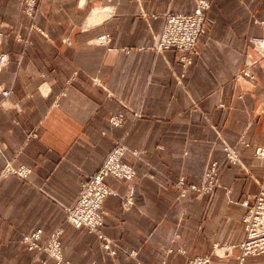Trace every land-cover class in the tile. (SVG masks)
Masks as SVG:
<instances>
[{"label": "crops", "instance_id": "obj_1", "mask_svg": "<svg viewBox=\"0 0 264 264\" xmlns=\"http://www.w3.org/2000/svg\"><path fill=\"white\" fill-rule=\"evenodd\" d=\"M195 1L38 0L30 17L19 0H0V54L12 57L0 66V89L12 90L0 94V264H55L28 250L23 235L61 225L119 139L140 152L124 157L138 172L134 204L124 209L129 189L109 177L119 195L105 201L104 231L137 256L110 255L87 228L64 223L65 264L236 263L246 237L240 202L259 193L264 177L255 155L264 147V58L250 42L264 38V0H211L199 54L185 67L181 52L154 51L152 28H162L167 11L193 12ZM106 34L109 45L100 40ZM250 62L255 81H237ZM119 113L116 127L110 119ZM222 137L252 175L226 162ZM212 160L222 163L218 179L230 193L182 196L174 184L200 186ZM10 161L31 167L30 178L5 175ZM216 247L233 249L221 257ZM246 264H264V254Z\"/></svg>", "mask_w": 264, "mask_h": 264}, {"label": "built area", "instance_id": "obj_2", "mask_svg": "<svg viewBox=\"0 0 264 264\" xmlns=\"http://www.w3.org/2000/svg\"><path fill=\"white\" fill-rule=\"evenodd\" d=\"M26 6V13L34 17L39 10L38 0H19ZM211 0H196L195 9L191 13H181L167 11L164 14V24L160 30L152 28L154 38V50L165 55L167 52L177 50L182 53L181 61L183 65L189 66L192 64L193 56L199 54V44L201 38L206 34L209 27L208 13L211 9ZM149 16L154 17L151 14ZM264 24V21L261 22ZM1 25V24H0ZM3 33L0 31V40ZM101 42L109 45L111 36L109 34L100 37ZM251 44L256 51H259L261 57L264 58V38L253 37ZM11 57L9 54H0V66L9 63ZM255 62H250L243 69L237 78L239 82L253 83L256 76L253 72ZM0 94L8 98L12 94V90L0 89ZM221 100L223 95L220 96ZM223 105L222 102L220 104ZM140 116V113H136ZM124 122L122 113L113 115L110 123L113 126H121ZM224 151L226 154V162L239 165L246 169L251 175L246 163L242 157V153L238 146L224 137L221 138ZM131 152L135 156H139L138 150H131L123 141H117L103 161L99 169L87 175L86 180L81 184L80 192L74 203L65 208V218L61 225H58L51 233L46 234L44 229L38 228L32 232L25 233L21 239L22 244L30 251H35L38 254L46 253L55 264H65L64 251L62 243V235L64 233V223L81 228L85 227L90 233L95 234L102 243L104 251L110 255H116L119 251L128 253L135 257L137 251H129L122 247L119 243L111 239L104 231L106 212L104 204L109 196H118L119 192L112 188L108 183L109 177L115 178L127 185L129 196L125 199L124 209H130L134 204L133 196L135 194V179L138 172L134 166L124 160L125 155ZM255 155L259 158H264V147H256ZM222 163L217 160L210 161L203 173L202 184L187 185L184 178L174 184L175 187L181 190V195L185 196L189 191H197L200 194H212L217 188L223 187L218 179ZM33 173V169L26 165L15 167L13 161L8 162L4 174H14L18 177L28 180ZM260 186L259 193L255 195H246L240 202L246 212L243 217L245 224L246 237L239 245L240 253L237 256L235 264H246L247 258L250 256H259L264 254V177L256 179ZM228 193L230 190L226 187ZM224 251L223 254L218 253L219 250ZM233 247H216V253L221 257L231 254ZM171 254L173 249H166ZM180 253H187L184 247L178 250ZM43 264H48L43 261ZM163 264H171L167 260ZM189 264H212L210 256H198L189 260Z\"/></svg>", "mask_w": 264, "mask_h": 264}, {"label": "rangeland", "instance_id": "obj_3", "mask_svg": "<svg viewBox=\"0 0 264 264\" xmlns=\"http://www.w3.org/2000/svg\"><path fill=\"white\" fill-rule=\"evenodd\" d=\"M138 2L140 1V0H137ZM141 1H143V0H141ZM28 15V14H27ZM29 16V15H28ZM31 17V16H30ZM209 18V17H208ZM154 39V38H153ZM202 39V38H201ZM200 45V44H199ZM153 49H154V43H153ZM199 49V48H198ZM155 51V50H154ZM157 53V52H156ZM6 54H8V53H6ZM159 54V53H158ZM10 55V54H9ZM10 57H11V55H10ZM11 60H12V57H11ZM10 60V61H11ZM120 114V113H119ZM123 114V113H122ZM117 115V114H116ZM124 123V122H123ZM123 141L124 142V140L123 139H119V140H117V141ZM125 143V142H124ZM115 145V144H114ZM114 147V146H113Z\"/></svg>", "mask_w": 264, "mask_h": 264}]
</instances>
